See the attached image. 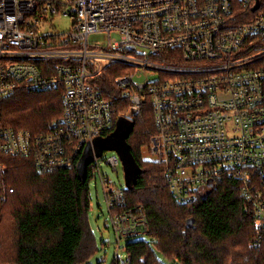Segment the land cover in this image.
I'll list each match as a JSON object with an SVG mask.
<instances>
[{
	"label": "built area",
	"instance_id": "obj_1",
	"mask_svg": "<svg viewBox=\"0 0 264 264\" xmlns=\"http://www.w3.org/2000/svg\"><path fill=\"white\" fill-rule=\"evenodd\" d=\"M94 34L107 45L90 44ZM110 63L127 66L113 79L125 117L151 108L148 157L173 200L191 204L234 178L264 229V0H0V100L58 89L63 110L39 136L0 126V155L29 157L39 173L69 168L113 124L99 74ZM105 153L88 167L115 241L147 236L145 208H124V186L102 169L118 175L119 158ZM116 252L113 264H130Z\"/></svg>",
	"mask_w": 264,
	"mask_h": 264
},
{
	"label": "trees",
	"instance_id": "obj_2",
	"mask_svg": "<svg viewBox=\"0 0 264 264\" xmlns=\"http://www.w3.org/2000/svg\"><path fill=\"white\" fill-rule=\"evenodd\" d=\"M126 70L110 63L99 73L101 90L115 100L113 124L105 136L128 112V102L113 87V79ZM141 108L127 143L142 171L134 187L125 191L124 208H145L149 232L144 236L148 240L121 247L130 264H264V229L255 227L254 205L236 179L203 190L191 204L173 200L162 179V165L141 156L154 133L148 102ZM62 111L58 89L19 90L0 100V126L39 136L49 132V123ZM81 154L69 168L40 173L29 157L0 155V263L87 264L97 252L88 224L91 169L86 182L76 175Z\"/></svg>",
	"mask_w": 264,
	"mask_h": 264
},
{
	"label": "rangeland",
	"instance_id": "obj_3",
	"mask_svg": "<svg viewBox=\"0 0 264 264\" xmlns=\"http://www.w3.org/2000/svg\"><path fill=\"white\" fill-rule=\"evenodd\" d=\"M53 24L57 26L59 31H64V32L65 30L70 29L72 25L71 19L67 16L56 18L53 21ZM88 38L90 44L93 45L97 44L98 46L101 47H105L107 45V37L104 34H94L89 36ZM150 74L151 72L146 73V75H150ZM154 78H156V75H153L150 79L154 80ZM134 80L138 83L142 81L143 78H138ZM148 144L141 148L140 150L142 151L141 156L144 160H148L152 162L153 160L150 157H148V151H147ZM108 157H110V153L106 152L103 155V158H108ZM102 166H103L102 167L103 172L109 177V180L111 182L115 183L118 186H124L123 171L121 165H119L120 171L118 172V175H116L113 171H111L108 166H105L104 164H102ZM125 191H127L126 188ZM89 195H90V205L88 209L89 210L88 224H90V229L93 234V238H95L96 247L98 248V250L97 252L96 251L94 252L93 256L88 260L87 264H98L99 262H100L99 264H112L115 253H117L116 251L119 252L118 254L120 256H124L125 252L122 250L121 247H124L129 241H134L137 239L121 240V242L117 243L115 241V238L113 237L112 232L109 229V224H107L106 222L107 209L104 204V196L102 195V189L100 183H98L96 186L94 182L90 183ZM255 227L257 228V223H255ZM142 238L148 240V238L145 237ZM101 242H105V243H101ZM125 258L126 257H122L123 260H125ZM0 264H13V263H0ZM164 264H166L165 261Z\"/></svg>",
	"mask_w": 264,
	"mask_h": 264
},
{
	"label": "water",
	"instance_id": "obj_4",
	"mask_svg": "<svg viewBox=\"0 0 264 264\" xmlns=\"http://www.w3.org/2000/svg\"><path fill=\"white\" fill-rule=\"evenodd\" d=\"M256 6L253 10H256ZM135 123L128 118L119 117L115 121V127L111 133L105 137H97L92 143L83 147L82 154L77 161L76 175L79 181L86 182L88 166L94 159L102 156L103 152H115L119 158L123 171V180L126 190H130L136 184V178L141 174V168L136 164L129 145L128 136L132 133ZM188 222L186 227L190 226Z\"/></svg>",
	"mask_w": 264,
	"mask_h": 264
}]
</instances>
